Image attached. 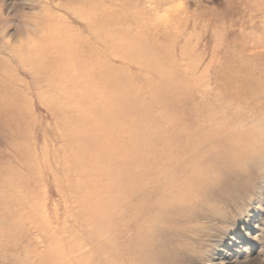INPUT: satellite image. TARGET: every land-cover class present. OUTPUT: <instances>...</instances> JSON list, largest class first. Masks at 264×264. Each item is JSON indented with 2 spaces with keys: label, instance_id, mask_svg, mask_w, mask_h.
I'll use <instances>...</instances> for the list:
<instances>
[{
  "label": "rangeland",
  "instance_id": "1",
  "mask_svg": "<svg viewBox=\"0 0 264 264\" xmlns=\"http://www.w3.org/2000/svg\"><path fill=\"white\" fill-rule=\"evenodd\" d=\"M179 2L0 0V99L23 98L38 118L33 139L61 175L55 184L41 167L45 237L27 223L12 234L0 222V264H56V254L64 264H264V0H183L177 10ZM115 19L142 24L151 41L139 61H118L116 76L141 94L147 127H131L135 140L128 146L123 138V157L81 167L65 136L69 116L46 109L55 55L40 48L65 33L87 39L89 25L111 31ZM162 69L176 79L175 95L194 97L186 106L168 102ZM2 99L0 172L18 166L6 154ZM70 163L72 179L64 169Z\"/></svg>",
  "mask_w": 264,
  "mask_h": 264
},
{
  "label": "bare ground",
  "instance_id": "2",
  "mask_svg": "<svg viewBox=\"0 0 264 264\" xmlns=\"http://www.w3.org/2000/svg\"><path fill=\"white\" fill-rule=\"evenodd\" d=\"M172 10H174V8ZM167 13H169V11ZM156 20L161 22L159 18H156ZM176 20L173 19V21ZM117 22L113 24L112 21L110 25L111 27L114 26L111 31L95 32L93 30L94 28L89 25L88 32L90 36L87 37V39H82L81 36L68 37L65 33L62 40L57 36L56 40L50 41L48 44L45 42L46 45L40 48L42 52L43 50L49 51L56 56L50 59L51 65L48 69L51 77L54 78V82H52V80H50L52 83L49 82V84H51L49 89L55 94H52L53 96L51 95L52 97L50 100H46V109L48 112L52 109L53 112H61L66 115V117L69 116L64 125L66 132L65 136L70 140V149L71 147L75 148L77 151L76 153L79 154H77L79 158L75 156L77 159L74 163L77 162L81 167H84L86 162H88L87 164L95 163L98 159L103 157H106L110 163L116 160V155L123 157V154L119 153V150L123 146L121 142L123 138L125 139L124 143L128 145L135 140L134 136H136L130 131V129H132L131 127H134L133 125L138 123H142L140 124L141 126L146 125L144 104L140 101L141 94L135 93L134 91L136 90L134 87L128 88L126 83L118 81L116 76L120 75V64L118 61L122 58L139 61L138 59H141L139 56L142 55V57H144L151 51V41L141 32L143 28L142 24L135 29L129 24H120V22L117 24ZM168 23L173 24L174 22L171 21ZM173 26L175 25H172V29ZM176 26H178L177 23ZM156 27H158V24L155 28ZM156 30H158V28ZM54 33V29L47 32V34H45L46 39L48 38L47 40H49L51 37H54ZM86 50H88V52H86ZM157 51L153 52L154 56L158 54ZM149 66L152 68H162L155 62H151ZM43 71L45 72V70H42V72ZM44 74L45 76L47 75V73ZM167 74L165 69H162L161 72L158 73L159 76L165 77L168 81L165 95L172 98L168 100V102L170 105L175 102L176 105V102L179 101V103L186 106L192 95L189 97V95L186 94L183 95L182 98L175 95L174 93L178 89L176 90L171 82H174L176 79H170L171 75ZM232 76L233 78H237V74H233ZM56 77L59 78L56 79L58 81L55 80ZM181 80L178 82L180 85L183 84ZM159 88L161 89V87ZM180 88L181 87H179V90ZM263 90L264 88L260 90L259 94H264ZM236 92L237 91H235V93ZM12 95H14V93ZM4 96L6 97V95ZM156 96L157 95H154L156 99H154L153 102L157 100ZM193 98L194 97H192L191 100H193ZM5 99L2 100L5 101ZM179 105L180 104H178V106ZM1 108L4 109L5 112L1 113V115L4 116L3 124L10 136L5 147L7 150L6 154L10 157L13 156V160L17 161L18 166L9 165L4 171L0 172V179L3 182V184L0 185V209L4 212L0 217V222H6V230L9 232L12 230L14 231L15 227L23 226L27 223L30 226L38 227V230L39 228L42 229L44 233L42 230L41 231L45 237V233L50 231V226L47 223L44 224V219L39 216V209L42 210L40 198H38L41 188L40 178L43 170L41 167L45 168L43 171L53 176V181H51L55 184L58 182V176L61 175L52 171L54 161L52 158H48V154H50L48 153L49 149L42 145L43 143L41 141L39 142L33 139L35 135L32 130L38 118L29 110L28 106H25L23 98L20 95H18L17 98L15 96L11 97L5 101V105ZM70 113H77V115L70 116ZM158 122L159 119L152 118L151 123L156 124ZM151 125L152 124H150V127ZM145 127H147V125ZM145 127L144 129H146ZM126 128L127 131L130 132H128L129 135L127 137L124 134ZM164 129H166V127ZM141 130H143V128ZM186 132H188L187 127ZM128 133L126 132V134ZM153 134L155 135V133ZM135 147L137 149V146ZM44 157L48 159L46 160ZM135 157L136 155L133 159H135ZM72 165L73 164L70 163L67 164V167H64V169H66V174H70V177L71 169H73ZM77 171L74 173L76 178L80 173ZM63 173L64 171L62 174ZM28 174H30V176H28ZM61 179L64 180L63 178ZM13 219H15V221ZM41 224L43 228H41ZM17 229H19V227ZM13 231L11 232L12 234ZM15 231L17 232V230ZM56 255H54V258L56 257V261L54 262H56V264H64V259L60 258L59 260L57 258L60 254Z\"/></svg>",
  "mask_w": 264,
  "mask_h": 264
},
{
  "label": "clouds",
  "instance_id": "3",
  "mask_svg": "<svg viewBox=\"0 0 264 264\" xmlns=\"http://www.w3.org/2000/svg\"><path fill=\"white\" fill-rule=\"evenodd\" d=\"M184 7L183 0H180V2L176 5L177 10L182 9ZM161 19H167V14H164Z\"/></svg>",
  "mask_w": 264,
  "mask_h": 264
}]
</instances>
